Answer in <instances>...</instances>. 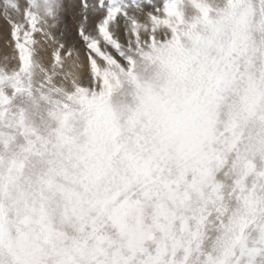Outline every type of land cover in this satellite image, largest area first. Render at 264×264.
<instances>
[{
  "label": "clouds",
  "instance_id": "obj_1",
  "mask_svg": "<svg viewBox=\"0 0 264 264\" xmlns=\"http://www.w3.org/2000/svg\"><path fill=\"white\" fill-rule=\"evenodd\" d=\"M73 3L0 0V264H264V0Z\"/></svg>",
  "mask_w": 264,
  "mask_h": 264
},
{
  "label": "snow or ice",
  "instance_id": "obj_2",
  "mask_svg": "<svg viewBox=\"0 0 264 264\" xmlns=\"http://www.w3.org/2000/svg\"><path fill=\"white\" fill-rule=\"evenodd\" d=\"M128 3L130 5L134 3L142 4L143 7L148 6V0H128ZM80 6V0H74L71 7L72 14H75L79 10ZM0 32H3V29H0Z\"/></svg>",
  "mask_w": 264,
  "mask_h": 264
},
{
  "label": "rangeland",
  "instance_id": "obj_3",
  "mask_svg": "<svg viewBox=\"0 0 264 264\" xmlns=\"http://www.w3.org/2000/svg\"><path fill=\"white\" fill-rule=\"evenodd\" d=\"M70 2V0H65V4L67 5ZM72 11L70 9L69 13L65 14V21L71 26V16H72ZM74 34V33H73Z\"/></svg>",
  "mask_w": 264,
  "mask_h": 264
}]
</instances>
